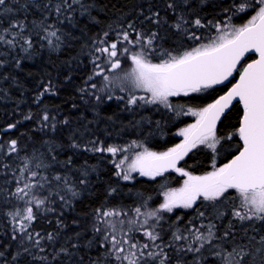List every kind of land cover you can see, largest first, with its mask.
<instances>
[{"label": "trees", "instance_id": "1", "mask_svg": "<svg viewBox=\"0 0 264 264\" xmlns=\"http://www.w3.org/2000/svg\"><path fill=\"white\" fill-rule=\"evenodd\" d=\"M58 2L62 0H7L6 6H0V28L22 20L26 25L24 35L32 40L28 51H23L27 47L23 41L14 49L0 45V264H120L104 240L111 232L108 220H124L127 225L123 230L128 232L130 240L141 245L150 243L140 228L144 217L137 216L134 210L137 207L142 213L154 210L161 203L163 190L180 184V175L173 171L154 178L130 174L131 179L126 181L122 175H116V163L124 157L128 161L145 149L159 153L175 146L181 139L175 131L191 120L179 116L177 111L204 108L227 89L235 75L200 92L170 98L172 109L154 107L143 101L129 105L127 99L114 96V84L105 87L107 82L102 80L108 73L109 59H119L123 69L132 63L130 56L142 50L143 41L141 44L118 42L119 34L128 31L130 38L135 39L141 33L146 39L155 33L148 58L158 63L164 52L180 55L208 43L218 35L215 24L244 25L253 9L247 8L244 12L236 9L254 0H79L57 16L54 5ZM169 4L174 7L169 8ZM3 7L11 11L4 12ZM179 15L189 21L185 31L173 27ZM195 19H200L205 26L196 28L191 23ZM49 25L48 31L57 32V37L48 38L52 40L51 45L45 39L44 30ZM192 33L200 39H191ZM113 42H118L117 57L109 58L97 51ZM125 47L130 50L128 53L123 52ZM252 58L248 54L241 65ZM97 64L104 69L102 75L94 74L100 71ZM92 84L96 87L92 88ZM45 113L50 117L47 122L42 120ZM240 115L241 109L234 103L217 123L219 143L214 153L193 148L178 167L201 175L209 169L214 155L218 165H225L240 148L237 134ZM13 140L17 142V150L10 152ZM109 146L127 151L113 155L93 150ZM26 161L30 171L48 177L52 191L64 196L63 201L54 196L41 209L34 208L36 218L28 231L44 237L41 241L44 251L15 231L16 224L8 215L19 205L23 206L21 209L25 207L12 194ZM37 164L43 167L37 168ZM56 175L66 178L76 194L67 191L64 180L56 182L53 179ZM24 176H29V172ZM37 191L41 196L46 194ZM232 195L212 211L204 204H197L200 208L159 213L163 219L157 231L165 244L172 241V233L177 229L188 235L185 229L193 225L206 234L209 222L216 225L214 231L218 237L225 231L235 236V240L231 236L214 240L218 244L216 251L207 250L208 244H205L199 253L178 252L177 247L184 242H177L176 246L165 249L170 257L168 264H224V258L220 255L222 258L218 260L215 255L217 251L228 254L237 245L244 252L258 248L254 241L249 242V237H255L256 244L264 234V226L258 229L261 222L248 226L238 219L230 222ZM104 211L121 215L103 217ZM199 212H204V217ZM129 221L136 223L129 224ZM50 233L55 237L52 241L47 239ZM62 248L67 252H61ZM261 257L264 261V254ZM148 264L155 262L149 260Z\"/></svg>", "mask_w": 264, "mask_h": 264}, {"label": "snow or ice", "instance_id": "2", "mask_svg": "<svg viewBox=\"0 0 264 264\" xmlns=\"http://www.w3.org/2000/svg\"><path fill=\"white\" fill-rule=\"evenodd\" d=\"M79 0H62L54 5V12L59 16L62 11L70 9L73 3ZM7 0H0V6H6ZM50 7V5H45ZM173 8L172 4L168 5ZM252 8L255 15H252L246 24L241 27H235L230 24H215L218 35L210 39L208 43H202L199 47L192 48L190 51H184L180 55H172L170 52H164L158 63H152L148 58V53L153 48L156 34L153 33L148 38H144L141 33L136 34L135 39L130 38L128 31L119 34L118 42H127L128 44H141V51L130 56L134 65L131 73L123 78L127 81L132 92L141 90L147 93L146 96L128 95L127 103L136 105L138 101L146 104L163 105L165 108L172 109L173 105L170 101L171 97L187 96L193 92L213 87L216 84L223 83L236 70L237 64L247 52L258 53L259 59L248 64L240 73L239 81L214 103L199 110L188 111L197 117L195 124L189 125L187 128L181 129L179 135L183 136L182 143L170 148L167 152L156 153L145 149L143 152L136 154L135 158L128 164L127 170L122 169V165L128 159L124 157L115 167L118 169L116 175L121 176L124 180L131 179L130 173L139 172L142 176L155 177L162 175L169 169L179 172L187 177L183 187L172 189L164 193V202L159 209L141 212V208H135L137 216H143V222L140 228L143 229L144 236L150 243L138 244L128 238V232L123 228H117V224L108 221L111 232L104 236V240L110 245V253L120 264H148L149 260L155 264H168L170 259L166 248L176 246L177 242L183 241L177 247L178 252L199 253L205 244H212L214 240H226L229 236L235 240V236L230 231H225L222 237H218L214 231L216 225L209 222L207 233L205 234L200 228L188 227L185 235L177 229L172 233V241L165 244L162 240L160 232L157 231V225L163 219L159 213H171L175 208L191 209L196 205L197 201L203 200L211 202L213 206L217 202H223L228 196L235 193L236 199L239 200L240 207L232 211L233 217L239 221L262 220L264 221V0H254V3L241 4L239 12ZM4 12H10L11 9L3 7ZM227 11V10H226ZM189 23L183 15H179L173 27L177 31H185L186 25ZM196 28H203L200 19L191 22ZM51 25L46 27L45 39L49 37H57L56 31H48ZM26 25L24 21L17 20L9 24L7 28H0V45H7L14 49L20 41H23L27 47L23 51H28L32 47V40L25 37ZM129 28H133L129 25ZM134 30V29H133ZM107 36V33H105ZM193 40H199L200 37L192 33L190 36ZM118 42H113L107 47L98 48L100 53H106L109 58H115L118 55ZM51 45L52 40L48 39ZM101 43H104L101 41ZM128 48H123L124 53H128ZM111 69L120 68L119 59L108 61ZM100 68V65H96ZM104 69L100 68L95 75H102ZM91 79V77H89ZM109 84H115L119 77L110 79L107 75L103 76ZM96 85L92 84V88ZM48 89H45L47 91ZM103 91V89H101ZM120 91H126L123 84L120 85ZM238 98L243 104V117L237 133L243 141L242 150L229 163L215 169L204 176H193L189 172L177 167V163L194 148L197 144H204L208 148L215 151L217 143L216 123L220 119L221 114L232 103L233 99ZM99 99V97H97ZM108 99H112L111 96ZM123 99V97H119ZM30 118V117H28ZM50 117L47 113L42 116V120L47 122ZM54 119V118H53ZM66 122V121H65ZM12 127V126H10ZM17 142H10L9 151L15 152ZM94 151H107L115 155L117 152H126V148L96 147ZM37 168L43 167L37 164ZM21 175L17 181V187L12 194L17 199L24 202L23 209L17 208L15 211L9 212L16 224L15 231L19 232L25 239L30 241L33 246L40 251H44L41 241L44 239L40 233H32L28 231L36 216V210L45 206L52 197L58 196L60 200H64V196L59 192L52 191L51 182L48 177L40 176L37 171H30L28 162L26 161L21 168ZM29 172V176L25 177L24 173ZM40 176L39 180L36 178ZM56 182L64 180L67 191L72 192V188L68 185L66 178L56 175L53 177ZM83 182V181H82ZM22 183V186H21ZM37 190L44 191L46 194L41 196ZM75 195V192H72ZM27 197V199H25ZM51 210V209H47ZM98 212L100 210H97ZM119 216L121 213L113 211H104L103 217ZM126 215V213H125ZM200 217H204V212H199ZM223 215L218 213V216ZM153 221V223H149ZM120 225L124 221L118 222ZM135 221H129V224H135ZM201 227H205L201 225ZM100 231V229H96ZM131 229H129L130 231ZM139 230V229H137ZM120 236H117V232ZM15 239V236L13 237ZM49 241L55 239L50 233L47 236ZM160 241V243H157ZM255 241V237H249V242ZM260 247L256 249L258 253H264V236L260 237L257 242ZM198 245V246H194ZM237 248L240 251L237 252ZM27 251V249H25ZM61 252H67V249H61ZM244 256L248 253L243 251V247L237 245L232 252L224 258V264H233L234 254ZM216 255H220L219 252ZM41 259H47L41 257ZM236 264H241L236 261Z\"/></svg>", "mask_w": 264, "mask_h": 264}, {"label": "rangeland", "instance_id": "3", "mask_svg": "<svg viewBox=\"0 0 264 264\" xmlns=\"http://www.w3.org/2000/svg\"><path fill=\"white\" fill-rule=\"evenodd\" d=\"M252 15H255V11L253 10V14H251L250 15V17L248 18V20L251 18V16ZM248 20H247V22H248ZM246 22V23H247ZM245 23V24H246ZM241 26H243V25H240V26H237V27H241ZM236 27V26H235ZM133 68H134V65H133V63H129L128 64V66H126L125 68H118V69H111L110 68V63L108 62V73L107 74H105V75H107L110 79H113V78H116V77H119L120 79L119 80H117L116 81V83L114 84V86H113V88L115 89V91H114V96L115 95H117L116 97H123V98H125V99H127L128 100V95H129V93L130 92H132V90L130 89V87H129V84H128V82L127 81H124V77H125V75L126 74H128V73H131L132 72V70H133ZM121 70V71H120ZM104 82H105V80L104 79H102ZM106 83V82H105ZM121 84H123V86L125 87V88H127V90L128 91H124V92H121L120 91V85ZM130 90V91H129ZM132 94H134V95H137V96H146L147 97V93H145V92H143V91H141V90H136L135 92H132ZM171 98H175V97H171ZM151 106H154V107H160V108H162V109H165V107L163 106V105H158V104H151ZM206 107V106H205ZM204 107V108H205ZM203 109V108H202ZM189 110V109H188ZM188 110H184V111H177V113H178V115L179 116H184V117H190V122H188L187 124H185L184 126H181V127H179L178 128V130L177 131H175V134H177V135H179V133H180V131H181V129H184V128H187L189 125H192V124H195L196 123V121H197V117L196 116H194V115H192ZM191 110L192 111H199V110H201V109H192L191 108ZM178 116V117H179ZM180 137H181V139H180V141L176 144V145H178L183 139H184V137L183 136H181V135H179ZM218 144V143H217ZM175 145V146H176ZM175 146H173L172 148H174ZM216 147H217V145H216ZM195 149L196 148H203V149H206V150H210L211 152H213L214 153V151L212 150V149H210V148H208L206 145H204V144H197L195 147H194ZM169 150V149H168ZM168 150H165V151H163V152H167ZM216 150V149H215ZM157 153V152H156ZM159 153H162V152H159ZM135 156H136V154L131 158V159H129L128 161H125V163L122 165V169L124 170V171H126L127 170V167H128V164L129 163H131V161L135 158ZM216 160H217V158H216V155H214V157H213V159H212V161H211V163H210V167H209V169L205 172V173H203V174H201V175H193V174H191V175H193V176H204V175H206V174H208L209 172H212V171H214L215 169H217V168H220V167H222V166H224V165H218L217 163H216ZM179 168V167H178ZM182 169V168H181ZM173 173L175 174V175H180V184L178 185V186H176V187H168V188H166L165 190H163V192H162V194H161V203H160V205L164 202V193H166V192H168V191H170V190H172V189H178V188H181V187H183V184H184V181L187 179V177H185V176H183V175H181L179 172H176L175 170H173ZM131 175H133V174H137L138 176H142V175H140V173L139 172H132V173H130ZM144 177H147V178H154V177H150V176H144ZM233 195V197H234V199H233V206H231V208H230V212H229V217H228V219H229V221L230 222H232L234 219H237V218H235V217H233V215H232V211L234 210V209H238L239 207H240V204H239V200L238 199H236V197H235V193H232ZM197 204H198V206H200L201 204H204V206L206 207V209L207 210H213V209H215L216 208V206L217 205H219L220 204V202H217L216 203V205L215 206H213V204L211 203V202H207V201H203V200H199V201H197V203H196V205H194V207L193 208H195L196 206H197ZM160 205H158L157 207H155V209L154 210H156V209H159V206ZM197 206V207H198ZM23 207V206H22ZM22 207H20V205L17 207V208H19V209H21ZM16 208V209H17ZM198 208H200V207H198ZM179 209H181V210H183V211H185L186 209L185 208H179ZM192 209V208H191ZM141 217V216H140ZM139 217V218H140ZM216 217V216H215ZM214 217V218H215ZM136 219V218H135ZM108 221H110V220H108ZM119 221H121V220H118V221H110V222H113V223H116L117 224V228L119 229V228H124L125 227V225H127L126 224V222H124V224L123 225H120L118 222ZM122 221H124V220H122ZM229 222V223H230ZM259 222H261L260 224H259ZM138 223V222H137ZM251 223H253L254 225H258L259 224V226H258V229H261L263 226H264V222L262 221V220H255V219H253V220H248V221H243V223H241V224H248V226H251ZM129 226V225H128ZM193 227H195L194 225H193ZM132 229H134V228H132ZM110 230H111V228H110ZM125 231V230H124ZM256 232H258V231H256ZM117 236L119 237L120 236V232L118 231L117 232ZM262 236H264V234H261L260 236H259V239H257V241H256V244H255V241H254V245H256V246H258V247H260V245L257 243L259 240H260V237H262ZM128 238H129V236H128ZM256 240V239H255ZM207 247H208V249L207 250H209V251H216L217 249H218V244L216 243V241H213L212 242V244H208L207 245ZM224 248L226 247V246H223ZM256 249H257V247H255V248H253V249H251V248H249V250H248V252H247V250L245 251L246 253H248V255H246V256H244L243 257V259H241V256L240 257H238V256H236L235 257V254H233L234 255V257H235V259L233 260V264H236V261H238V259H240V262H241V264H264V261H263V259H262V257H261V255H263L264 253H261V255H260V253H258L257 251H256ZM227 250H229V249H227L226 248V251ZM218 252V251H217ZM216 255V254H215ZM223 258H225L226 257V255H228V254H225V252H222L221 251V254H220ZM220 255H216L217 257H218V260H220L222 257L220 256ZM238 258V259H237ZM217 261V260H216Z\"/></svg>", "mask_w": 264, "mask_h": 264}, {"label": "water", "instance_id": "4", "mask_svg": "<svg viewBox=\"0 0 264 264\" xmlns=\"http://www.w3.org/2000/svg\"><path fill=\"white\" fill-rule=\"evenodd\" d=\"M248 54L253 55L254 58H252L251 60H249V61H247L246 63H244L243 65H241V64H242V61L244 60V58H245ZM257 59H259L258 53H255V52H247V53H245L244 56L241 58L240 62L237 64V66H236V70L233 72L232 76H230V77L227 79V80H229L230 78H232V77L235 75V79H234V81H233V82L227 87V89H226L224 92H222L220 95H218V96H217V97H216L211 103H214V102H215L217 99H219L221 96L226 95L227 92L233 87V85L236 84V83L239 81L240 73L243 71V69H244L245 67H247L248 64L252 63L254 60H257ZM238 68H240V69L238 70ZM227 80H225L224 82H226ZM224 82H223V83H224ZM220 84H222V83H220ZM216 85H219V84H216ZM214 86H215V85H214ZM211 103H210V104H211ZM234 103H237V104L239 105L240 109H241V115H240V118H239V124H238V127H237V130H238V128L240 127V124H241L242 117H243V104L239 101L238 98L233 99L232 103H231V104L228 106V108H226V109L224 110V112L221 114L220 119H221V118L227 113V111L230 109V107H231ZM208 105H209V104H208ZM208 105H207V106H208ZM207 106H206V107H207ZM220 119L217 121V123L220 121ZM217 123H216V126H217ZM237 134H238V133H237ZM238 139H239V142H240V148L228 158V160L226 161L225 164L229 163L232 159H234V157H235L236 155L239 154L240 150H242V147H243V141L240 139L239 135H238ZM182 141H183V140H182ZM182 141H181L180 143H182ZM180 143H179V144H180ZM192 150H193V148H192L190 151L187 152V154L183 157V159H184V158H185V157H186V156H187ZM183 159H182V160H183ZM182 160H180V161L177 163V166L179 165V163H180ZM170 171H173V170H172V169H169V170L166 171V172H170ZM164 173H165V172H164Z\"/></svg>", "mask_w": 264, "mask_h": 264}, {"label": "flooded vegetation", "instance_id": "5", "mask_svg": "<svg viewBox=\"0 0 264 264\" xmlns=\"http://www.w3.org/2000/svg\"><path fill=\"white\" fill-rule=\"evenodd\" d=\"M179 211H181V209H179V208H175V209H173L172 212H179Z\"/></svg>", "mask_w": 264, "mask_h": 264}]
</instances>
